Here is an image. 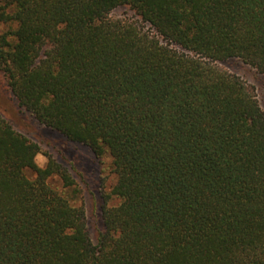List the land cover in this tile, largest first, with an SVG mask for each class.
Segmentation results:
<instances>
[{"label":"trees","instance_id":"obj_1","mask_svg":"<svg viewBox=\"0 0 264 264\" xmlns=\"http://www.w3.org/2000/svg\"><path fill=\"white\" fill-rule=\"evenodd\" d=\"M229 59L264 75V0H0L8 92L114 178L92 229L0 113V264H264V110Z\"/></svg>","mask_w":264,"mask_h":264},{"label":"rangeland","instance_id":"obj_2","mask_svg":"<svg viewBox=\"0 0 264 264\" xmlns=\"http://www.w3.org/2000/svg\"><path fill=\"white\" fill-rule=\"evenodd\" d=\"M119 12H131L127 7L116 10ZM229 72L238 75L247 84L254 88V92L261 108L264 110V75L255 69L235 59H229L221 63ZM0 113L19 132L35 141L43 151L50 153L58 162L65 166L78 185L82 188L83 198L90 217L92 229H94V215L98 211L101 202L102 190L108 191L113 183V175L109 171V157H96L92 151L79 143L67 140L58 132L52 131L40 124L28 113L22 111L8 92L2 74L0 73ZM47 159L43 153H38L36 162L44 166ZM105 178V182L102 179ZM53 184L58 185L56 178ZM94 239V236L92 235Z\"/></svg>","mask_w":264,"mask_h":264}]
</instances>
